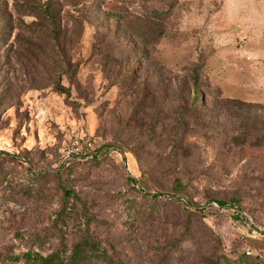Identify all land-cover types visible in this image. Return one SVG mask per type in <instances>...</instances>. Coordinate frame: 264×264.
Masks as SVG:
<instances>
[{"label": "rangeland", "instance_id": "1", "mask_svg": "<svg viewBox=\"0 0 264 264\" xmlns=\"http://www.w3.org/2000/svg\"><path fill=\"white\" fill-rule=\"evenodd\" d=\"M47 1L0 0V264L86 231L122 264H264V147L222 149L233 106L264 128V0H61L52 24ZM194 89L206 107L181 127ZM60 182L78 198L66 213Z\"/></svg>", "mask_w": 264, "mask_h": 264}, {"label": "trees", "instance_id": "2", "mask_svg": "<svg viewBox=\"0 0 264 264\" xmlns=\"http://www.w3.org/2000/svg\"><path fill=\"white\" fill-rule=\"evenodd\" d=\"M59 2L61 0H48L45 3V6L47 7L46 10H44V15H46V19L49 20V22L53 23V18L51 17L50 12V6L49 4L51 2ZM111 1H108L106 4L108 14L111 15L116 13V9L113 6ZM115 21H118V23H121V20L113 16L112 18ZM198 81V75L195 73L194 78L192 80V87L196 85ZM61 93L65 95V97H69L67 92H64L61 90ZM195 89L193 90V99L192 103L189 106H183L182 112L179 115V123L178 125L181 127H187L191 124V121H194L196 115L199 114V107L197 106L198 101H205V97L203 94H197L195 93ZM228 102V101H226ZM203 106L206 107V103H203ZM244 107V108H243ZM248 107V108H246ZM228 112L229 108H225ZM248 105L242 104L239 107L233 106L230 110L237 111L238 113L241 112L239 115L241 117V124L236 129H230V136H225L227 139V142H225V146H222V149L225 150L227 154H229L232 150H237L241 153L244 151H250V150H256V151H262V148L264 147V128L261 126H258L256 123L251 124L249 122V117L247 114L251 112ZM246 114V115H245ZM263 119V118H262ZM196 120V119H195ZM259 125H264V121H260L258 123ZM177 146H175L174 149H176ZM105 153L100 152H92L86 154L83 158L87 160L82 161H88L91 163H97L102 160L103 157L109 156L113 152H109L108 150L104 151ZM90 157V158H89ZM89 158V159H88ZM70 163H68L69 165ZM262 169H264V162L262 163ZM65 169V167H63ZM55 176L57 178H60L59 173H55ZM30 178L33 182H38V177H34L33 175H30ZM127 181L129 184H131V187L134 189L136 193L141 194L142 198L149 197L151 200H166L165 197L162 194H150L146 191L145 188H139V190H136V180L133 178H127ZM176 184L178 189L182 186L184 180H181V178H177ZM58 191L61 194V201H62V209L63 213H66L68 211H71L72 207H74L75 201H78V198L74 195V193L68 189L62 182L58 184ZM167 200L171 201L173 200L172 197H168ZM177 202H179L177 200ZM217 204V207L219 210L225 209L227 206L225 203L221 201H214ZM67 203L69 204L67 206ZM234 207V206H233ZM236 207V206H235ZM206 209H199L196 208L195 213L200 216H207L208 212L205 211ZM233 211L232 217L237 221H242L244 224L246 222V214L242 211V209L238 208H232ZM262 234V233H259ZM264 237V234L263 236ZM186 236H178L177 234L171 235L170 239L163 243L162 247L164 250V255L171 258V256H176L177 258L180 256V252L178 253V250H180L181 246L187 241ZM168 243L169 246H165V244ZM191 241H189L188 244H190ZM250 256V255H249ZM239 263H245L248 258L242 256L239 257ZM165 260V259H163ZM22 262L23 264H122L121 261L118 259L117 253L113 248L105 247L103 244H101L97 239L94 238L93 235L90 234V232H84L83 235L78 239L76 244L72 245L71 248L68 250V252H64L61 250L53 251L50 253H42L40 251H34L32 249L28 250L22 255V259L18 258H9V264H19ZM208 264H219V260H216V262H208Z\"/></svg>", "mask_w": 264, "mask_h": 264}, {"label": "built area", "instance_id": "3", "mask_svg": "<svg viewBox=\"0 0 264 264\" xmlns=\"http://www.w3.org/2000/svg\"><path fill=\"white\" fill-rule=\"evenodd\" d=\"M246 255L249 256V255H250V252L247 251V252H246Z\"/></svg>", "mask_w": 264, "mask_h": 264}]
</instances>
